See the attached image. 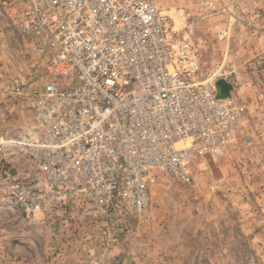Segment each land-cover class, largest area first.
<instances>
[{
    "label": "built area",
    "instance_id": "built-area-1",
    "mask_svg": "<svg viewBox=\"0 0 264 264\" xmlns=\"http://www.w3.org/2000/svg\"><path fill=\"white\" fill-rule=\"evenodd\" d=\"M24 1L23 31L51 54L48 80L0 144L23 156L2 189L29 224L110 230L118 215L144 217L154 172L185 176L194 155L235 142L238 105L220 96L218 71L203 76L198 45L156 0Z\"/></svg>",
    "mask_w": 264,
    "mask_h": 264
},
{
    "label": "rangeland",
    "instance_id": "rangeland-1",
    "mask_svg": "<svg viewBox=\"0 0 264 264\" xmlns=\"http://www.w3.org/2000/svg\"><path fill=\"white\" fill-rule=\"evenodd\" d=\"M156 1L198 45L203 76L218 71L217 81L231 83L235 142L194 155L185 176L154 172L144 217L67 231L29 224L3 200V172L15 175L23 156L5 155L0 144V264H90L108 237L115 243L103 264H264V0ZM27 6L0 0V139L25 121L48 80L50 51L21 26ZM53 239L65 246L52 247Z\"/></svg>",
    "mask_w": 264,
    "mask_h": 264
},
{
    "label": "water",
    "instance_id": "water-1",
    "mask_svg": "<svg viewBox=\"0 0 264 264\" xmlns=\"http://www.w3.org/2000/svg\"><path fill=\"white\" fill-rule=\"evenodd\" d=\"M216 85L218 87L220 96L227 97L230 94V90L232 89L231 83L224 79H220L216 82Z\"/></svg>",
    "mask_w": 264,
    "mask_h": 264
},
{
    "label": "crops",
    "instance_id": "crops-1",
    "mask_svg": "<svg viewBox=\"0 0 264 264\" xmlns=\"http://www.w3.org/2000/svg\"><path fill=\"white\" fill-rule=\"evenodd\" d=\"M55 229V228H54ZM50 245L53 247H57V246H65V245H62V244H60L59 242H57V239L55 240V239H53V243H50Z\"/></svg>",
    "mask_w": 264,
    "mask_h": 264
}]
</instances>
